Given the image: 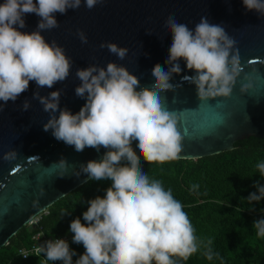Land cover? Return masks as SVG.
I'll return each instance as SVG.
<instances>
[{"label": "clouds", "instance_id": "9594fccd", "mask_svg": "<svg viewBox=\"0 0 264 264\" xmlns=\"http://www.w3.org/2000/svg\"><path fill=\"white\" fill-rule=\"evenodd\" d=\"M103 0H83L91 10ZM248 11L264 16V0H242ZM82 0H3L0 3V112L9 101L18 97L35 82L37 89L52 88L70 75L73 61L56 41L46 42L41 34L59 27L55 14L66 15L76 10ZM35 14L40 20L35 31L18 30L26 27L25 15ZM165 27L172 36L165 71L159 64L152 69L153 88H141L140 80L125 67L109 62L104 67L90 65L76 70L80 81L75 95L85 99L79 112L73 114L60 108L61 90L41 96L37 90L32 98L38 100L50 118L43 130H51L57 141L74 147L76 152L93 148L107 151L99 162L81 164L76 176L86 174L92 181H111L103 198L88 201V208L80 218L70 223L73 243L82 244L85 252L75 264H177L174 257L187 260L203 249L212 260L216 255L211 239L201 240L184 206L174 198L171 189L162 181L150 178L140 164L174 161L183 151V136L178 129L175 113L164 110L159 93L173 90L170 83L174 74L181 73L179 61L195 73L184 80L194 84L197 96L204 101L217 96L228 97L240 73V58L234 51L236 42L221 25L202 17L190 29L169 16ZM151 35V33L146 32ZM77 35L87 43L83 32ZM111 54L123 60L128 49L115 43L101 44ZM251 85H246L249 88ZM139 89V90H137ZM244 91L245 89H241ZM30 101L22 104L28 111ZM58 113V116L56 115ZM137 143L139 154L132 147ZM17 152L9 151L5 161L16 159ZM59 168L66 172L67 160H59ZM264 176V162L256 165ZM61 174L60 177H64ZM198 185H192L196 191ZM257 193L247 200L251 204L264 200V186L255 185ZM43 190L40 195L42 196ZM68 212H62L67 215ZM257 235L264 237V219L254 221ZM36 252L46 261L73 264L76 255L64 239H50L39 245Z\"/></svg>", "mask_w": 264, "mask_h": 264}, {"label": "water", "instance_id": "95a60500", "mask_svg": "<svg viewBox=\"0 0 264 264\" xmlns=\"http://www.w3.org/2000/svg\"><path fill=\"white\" fill-rule=\"evenodd\" d=\"M169 16L190 29L202 17L223 26L235 40L234 51L240 58V73L228 97L200 101L195 85L183 79L195 75L183 60L179 61L181 73L174 74L170 81L173 90L159 93L164 110L178 118L183 136L179 159L229 151L235 142L250 136L264 139V16L248 11L242 0H103L91 10L82 0L79 9L55 14L58 28L41 33L46 42L55 40L73 61L68 78L52 88L37 89L35 82H30L29 89L0 112V248L29 221L87 182L86 174L76 176L74 172L81 164L99 162L107 151L85 148L76 152L74 147L57 141L51 130L45 132L43 125L50 116L32 98L33 93L38 90L41 96H47L61 90L60 108L76 114L86 102L75 95L80 84L76 70L90 65L106 68L109 62L136 75L141 88L152 89L153 67L159 64L165 71L169 67L165 63L172 44L165 27ZM24 19L26 27L18 30L29 34L35 31L40 18L33 13ZM78 32L85 34L87 43L81 42ZM102 43L127 48L128 54L121 60L106 47L100 48ZM26 99L31 106L22 111ZM137 143L132 147L139 154ZM9 151L17 152L16 159L5 161L3 157ZM61 158L67 160L65 173L58 166ZM140 161L144 162L142 157Z\"/></svg>", "mask_w": 264, "mask_h": 264}, {"label": "trees", "instance_id": "16d2710c", "mask_svg": "<svg viewBox=\"0 0 264 264\" xmlns=\"http://www.w3.org/2000/svg\"><path fill=\"white\" fill-rule=\"evenodd\" d=\"M264 162V139L250 136L234 143V148L199 159H177L163 164L140 161L143 171L162 181L171 189L175 199L184 206L195 235L201 240L211 239L216 254L212 260L203 255V249L187 260L174 257L177 264H264V237L257 235L254 221L264 219V200L249 203L255 185L264 186V176L256 165ZM192 185H198L191 191ZM111 181L88 180L51 205L33 226H23L8 243L0 248V264H54L45 257L29 255L23 259L19 250L30 249L33 234L39 228L47 237L73 236L70 223L87 211L88 201L103 198ZM67 215L62 216V212ZM76 253L73 264L84 254L82 244L70 243ZM55 264H62L57 261Z\"/></svg>", "mask_w": 264, "mask_h": 264}, {"label": "built area", "instance_id": "2783aa9c", "mask_svg": "<svg viewBox=\"0 0 264 264\" xmlns=\"http://www.w3.org/2000/svg\"><path fill=\"white\" fill-rule=\"evenodd\" d=\"M39 216H37L35 219H32L31 221H29L27 225L33 226V224H35L37 222V220H38L37 218H39ZM72 237L73 236L54 237V238L47 237L44 234V232L42 231V228H39L38 232L34 233L33 237H32V240L35 241L34 245H32L30 247V249H21V250H19L18 253L23 259L27 258L29 255L38 256L40 254L36 252V248L39 245L44 244L45 241L50 240V239H64L68 242V244H70L73 242Z\"/></svg>", "mask_w": 264, "mask_h": 264}]
</instances>
